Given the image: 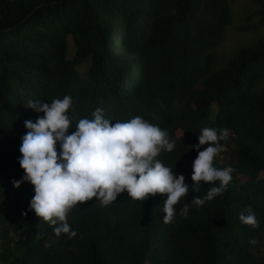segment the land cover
I'll return each mask as SVG.
<instances>
[{
    "label": "trees",
    "instance_id": "obj_1",
    "mask_svg": "<svg viewBox=\"0 0 264 264\" xmlns=\"http://www.w3.org/2000/svg\"><path fill=\"white\" fill-rule=\"evenodd\" d=\"M233 1L0 0V264H264V33L215 66ZM252 4L237 34L264 31V0ZM65 95L69 134L96 108L168 132L175 147L157 159L189 185L173 222H163L166 194L78 203L66 213L71 238L29 209L33 186L12 181L23 175L24 121L43 113L25 104ZM204 127L227 130L213 165L231 167L232 180L185 218L182 205L219 183L191 189ZM249 206L256 227L238 218Z\"/></svg>",
    "mask_w": 264,
    "mask_h": 264
},
{
    "label": "clouds",
    "instance_id": "obj_2",
    "mask_svg": "<svg viewBox=\"0 0 264 264\" xmlns=\"http://www.w3.org/2000/svg\"><path fill=\"white\" fill-rule=\"evenodd\" d=\"M73 99L69 95L52 99L49 103L29 100L25 105L37 113L35 122L26 120V132L20 138L18 163L23 170L20 180L12 181L18 188L22 182L33 186L34 195L29 209L53 227L57 235H76L66 220V213L78 203L95 198L101 206L127 192L133 200L144 201L149 195L166 194L163 199V222L171 223L176 205L186 197L189 185L182 174L162 164L157 157L171 152L175 141L166 130L150 124L140 116L129 120H113L104 110L96 108L92 118L75 121V131L69 134V109ZM72 119V118H71ZM227 138V130L204 127L197 137L198 150L192 162L191 189L198 191L201 182L215 184L203 196L184 203L180 214L187 217L189 204L199 207L221 195L232 180L231 167L213 165L223 151L220 141ZM239 220L256 227L255 213L249 207L239 214Z\"/></svg>",
    "mask_w": 264,
    "mask_h": 264
},
{
    "label": "rangeland",
    "instance_id": "obj_3",
    "mask_svg": "<svg viewBox=\"0 0 264 264\" xmlns=\"http://www.w3.org/2000/svg\"><path fill=\"white\" fill-rule=\"evenodd\" d=\"M232 12V24L226 28L225 37L222 45L215 50L217 61L215 66L222 65L228 57H230L237 48L246 46L254 41L257 37L261 36L264 31H259L257 33H245V34H237L234 32V29L237 25H239L242 19L248 14L251 13L254 9V5L252 4V0H235L230 5ZM114 51L116 54H123V50L114 46ZM73 54L72 43L68 40V58H71ZM88 64H83L79 71H85L87 69ZM229 146L223 147V151H227ZM263 252H264V239H263Z\"/></svg>",
    "mask_w": 264,
    "mask_h": 264
}]
</instances>
